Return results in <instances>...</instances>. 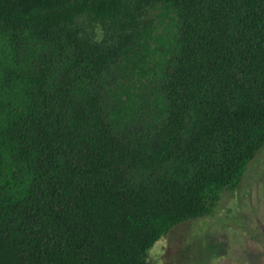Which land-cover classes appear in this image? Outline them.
I'll use <instances>...</instances> for the list:
<instances>
[{
  "label": "trees",
  "instance_id": "obj_1",
  "mask_svg": "<svg viewBox=\"0 0 264 264\" xmlns=\"http://www.w3.org/2000/svg\"><path fill=\"white\" fill-rule=\"evenodd\" d=\"M263 149L264 0H0V264H147Z\"/></svg>",
  "mask_w": 264,
  "mask_h": 264
},
{
  "label": "rangeland",
  "instance_id": "obj_2",
  "mask_svg": "<svg viewBox=\"0 0 264 264\" xmlns=\"http://www.w3.org/2000/svg\"><path fill=\"white\" fill-rule=\"evenodd\" d=\"M260 161L264 162V156ZM256 164L253 163L251 168H255ZM249 191L252 199L247 195ZM241 195L239 200L236 195L226 193L214 216L174 226L149 251L147 264H205L206 251L202 238H194V234L202 230L222 232L226 236L223 247L227 246V252L221 257L210 258L211 264H264L261 229L264 224V190H250L245 185ZM243 212L247 218L242 217ZM201 235L203 232L198 236Z\"/></svg>",
  "mask_w": 264,
  "mask_h": 264
},
{
  "label": "flooded vegetation",
  "instance_id": "obj_3",
  "mask_svg": "<svg viewBox=\"0 0 264 264\" xmlns=\"http://www.w3.org/2000/svg\"><path fill=\"white\" fill-rule=\"evenodd\" d=\"M262 156H264V150L260 151L258 155L250 162L238 186L234 188L233 190H228L223 193L221 199L218 201L213 212L200 216V217L192 218L189 220L201 219V218H204L205 216H211V217L214 216L217 208L220 206V204L222 203L224 199L223 196L226 193H229L230 195H236V197H238L240 200L242 196L241 194H242V191L244 190L245 185H247L250 190H252L253 188H258V189L262 188L264 190V162L260 161ZM255 162H257L255 168H251L252 164ZM247 195L249 199L253 198L251 191H249ZM241 215L243 218H247V214L245 212H243ZM261 229L263 231V239H264V224L261 225ZM202 232H203V235H201V237L198 236ZM224 237L226 236L222 232H212L209 230H204V231L202 230L201 232H197L196 234H194V238L196 239L202 238V242L204 243V249L206 251V257H205V262H204L205 264H211L210 258L221 257L224 253L227 252V246L223 247Z\"/></svg>",
  "mask_w": 264,
  "mask_h": 264
}]
</instances>
